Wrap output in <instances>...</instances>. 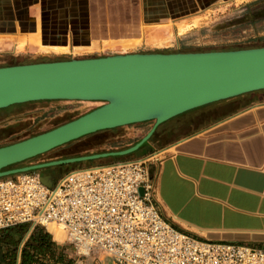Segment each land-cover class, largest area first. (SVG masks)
Segmentation results:
<instances>
[{
  "label": "crops",
  "instance_id": "crops-1",
  "mask_svg": "<svg viewBox=\"0 0 264 264\" xmlns=\"http://www.w3.org/2000/svg\"><path fill=\"white\" fill-rule=\"evenodd\" d=\"M104 1L103 7L108 5ZM145 1L143 20L184 17L232 0ZM93 6V0H0V58L52 57L64 55L66 49L99 48L109 24L93 17ZM145 136L118 146L116 152ZM147 158L153 204L173 229L202 242L264 250V91L172 118L134 153L99 159L96 166ZM22 226L0 232V264H24V248L38 231L50 236L65 260L77 264L63 234L31 225L24 233ZM35 259L48 262L49 257L36 252Z\"/></svg>",
  "mask_w": 264,
  "mask_h": 264
},
{
  "label": "water",
  "instance_id": "water-1",
  "mask_svg": "<svg viewBox=\"0 0 264 264\" xmlns=\"http://www.w3.org/2000/svg\"><path fill=\"white\" fill-rule=\"evenodd\" d=\"M264 91V47L124 54L0 67V110L40 101L102 106L43 134L0 147V178L48 167L126 156L164 122L191 110ZM154 121L135 146L18 169L17 164L98 132ZM51 187V178L42 176Z\"/></svg>",
  "mask_w": 264,
  "mask_h": 264
},
{
  "label": "built area",
  "instance_id": "built-area-1",
  "mask_svg": "<svg viewBox=\"0 0 264 264\" xmlns=\"http://www.w3.org/2000/svg\"><path fill=\"white\" fill-rule=\"evenodd\" d=\"M149 161L75 169L51 187L37 170L0 178V231L53 229L75 257L108 264H264V250L198 241L167 224Z\"/></svg>",
  "mask_w": 264,
  "mask_h": 264
},
{
  "label": "rangeland",
  "instance_id": "rangeland-1",
  "mask_svg": "<svg viewBox=\"0 0 264 264\" xmlns=\"http://www.w3.org/2000/svg\"><path fill=\"white\" fill-rule=\"evenodd\" d=\"M105 1L108 5L103 7L102 0H93V8L96 10L93 17L101 18L102 23L105 19L109 24L106 31L111 34L103 35L105 39L99 48L66 49L63 50L64 55L26 59H14L7 55L0 58V67L124 54L229 51L264 47V0H232L206 6L201 11L184 17L159 19L146 16L144 20L147 1L145 4L144 0ZM100 8H104V11L101 12ZM102 105L101 102L60 101L14 105L0 110V147L53 130ZM153 125L154 121H150L131 125L116 133L102 131L89 135L7 170L85 157L94 153L116 152L118 146L120 148L125 143L130 144L145 136ZM101 162L99 159L75 162L36 172L51 178L53 182L66 172L93 167ZM75 261L77 264H108L104 259L101 262L92 258L75 257Z\"/></svg>",
  "mask_w": 264,
  "mask_h": 264
},
{
  "label": "trees",
  "instance_id": "trees-1",
  "mask_svg": "<svg viewBox=\"0 0 264 264\" xmlns=\"http://www.w3.org/2000/svg\"><path fill=\"white\" fill-rule=\"evenodd\" d=\"M235 50V49H234ZM53 102H60V101H40V102H32L33 103H53ZM133 126V125H132ZM130 127L125 126L113 130H107L103 132H118L119 130ZM102 133V132H100ZM98 134V133H97ZM118 159L122 160V157H117ZM22 226V225H19ZM28 224L23 225L24 227V233L26 232L28 228ZM17 227V226H15ZM14 228V227H12ZM12 228L2 230L0 232H9L12 230ZM38 252L44 256V258L49 257L48 262H36L35 259V253ZM6 260V259H5ZM6 264H14L11 260H6ZM24 264H73L72 260H65L63 255H60V253L57 251V246L55 243L52 242L50 236L47 233H44L42 231H38L36 236L32 237L28 244L24 248Z\"/></svg>",
  "mask_w": 264,
  "mask_h": 264
},
{
  "label": "bare ground",
  "instance_id": "bare-ground-1",
  "mask_svg": "<svg viewBox=\"0 0 264 264\" xmlns=\"http://www.w3.org/2000/svg\"><path fill=\"white\" fill-rule=\"evenodd\" d=\"M59 235H60V233H59ZM57 237V236H56ZM61 238H62V236H60ZM59 238V237H58Z\"/></svg>",
  "mask_w": 264,
  "mask_h": 264
},
{
  "label": "flooded vegetation",
  "instance_id": "flooded-vegetation-1",
  "mask_svg": "<svg viewBox=\"0 0 264 264\" xmlns=\"http://www.w3.org/2000/svg\"><path fill=\"white\" fill-rule=\"evenodd\" d=\"M55 181H53V183H54Z\"/></svg>",
  "mask_w": 264,
  "mask_h": 264
}]
</instances>
